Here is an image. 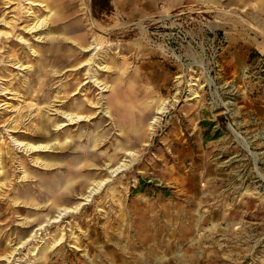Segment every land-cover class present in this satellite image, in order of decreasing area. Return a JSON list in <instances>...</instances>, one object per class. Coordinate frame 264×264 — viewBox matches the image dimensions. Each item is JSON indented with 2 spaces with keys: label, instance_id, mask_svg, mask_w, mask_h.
<instances>
[{
  "label": "rangeland",
  "instance_id": "rangeland-1",
  "mask_svg": "<svg viewBox=\"0 0 264 264\" xmlns=\"http://www.w3.org/2000/svg\"><path fill=\"white\" fill-rule=\"evenodd\" d=\"M6 1L0 264H264V0H36L58 12L54 41L24 29L23 0ZM73 33L102 48L92 67L107 66L114 86L101 95L71 71L85 59ZM162 100L149 131L156 114L143 104ZM13 137L49 148L28 153ZM69 178L70 192L56 186ZM58 198L75 213L44 223Z\"/></svg>",
  "mask_w": 264,
  "mask_h": 264
},
{
  "label": "bare ground",
  "instance_id": "bare-ground-1",
  "mask_svg": "<svg viewBox=\"0 0 264 264\" xmlns=\"http://www.w3.org/2000/svg\"><path fill=\"white\" fill-rule=\"evenodd\" d=\"M210 2L215 3L216 0H209ZM20 2V1H19ZM23 2L25 3L24 5L26 6H30V7H24L22 10V14L29 19V23L25 26V30L30 33V34H35V38H37L39 41H43L44 39H49V40H53L60 37L58 34H56L55 32H51V24H53L54 22V17L56 16L55 12H52L50 9H48L46 4H41L36 0H23ZM7 9L11 8V6L16 5L17 3L11 1V0H7ZM41 7L44 12L45 15L44 16H38L34 10L32 9L33 7ZM0 23H2L3 25L7 26L10 25L11 22H6L5 20H1ZM137 27H139L140 29L143 30L144 27H142L141 23H138L136 25ZM250 26V25H249ZM9 34V33H8ZM7 34L4 33L3 31L0 30V37L1 36H6ZM75 35V34H74ZM18 39L25 43L27 42V40H25L24 37H20V35L18 36ZM67 41L71 42L74 46L78 47V49L80 50V52L85 56L84 61H82L81 63H79V65H75L74 63H70L73 64L71 71L72 72H76V73H81L82 71H84V75L87 76L86 80H88L87 83H85L87 85H91V87L95 86L97 87L101 93H99V95H101L103 92H106L107 89H111V87L114 86V84H110L111 86H109V83L101 80V72H103V70L108 69L109 68L107 66L104 65H99L98 67H96V69H93L92 64L94 63V59L96 57V55L101 51V47L98 45V43H95V39L93 40L91 45H86V46H82L80 43H78L80 40H78V42H76L75 40L71 39V38H67ZM83 41V40H82ZM38 42V41H37ZM84 42V41H83ZM31 51L36 55L38 54L37 50L32 49ZM15 67L17 65L18 68L20 69L19 71H21V69L23 70L22 67H25V69H30V65H24V64H20V62L14 63L13 64ZM24 69V70H25ZM84 86V88H85ZM84 88L82 87L80 90V93L84 90ZM88 89V87H87ZM4 92L8 91L7 89L3 90ZM87 91V90H86ZM7 94V93H6ZM82 94V93H81ZM17 95V93L15 94V96ZM19 97V96H18ZM101 97L99 99H97V103H95V106L100 109V112H104L105 114H109L110 112V108H104L103 104H101L102 102ZM168 102L166 101H149L146 102V105L148 107H151L154 109L156 116L153 118L152 121L149 122L148 126H149V131H153L155 129V126L159 123L160 121V116H163V114L166 112L167 110V106H168ZM57 110V109H56ZM57 112H59L57 110ZM66 119L65 121L68 123H78L81 122L82 119L84 118L82 115H78L75 113H63L62 114ZM110 119V118H109ZM34 129V128H33ZM13 131V130H11ZM233 133V132H232ZM15 146L17 147V149H23L24 151L28 152V153H34L37 152L39 150H47L49 148V144H34V143H25L21 140H19L18 138L13 137ZM242 141V140H239ZM51 148H53L55 146V144H51L50 145ZM246 147V146H245ZM126 154L128 157H133L135 156V154L131 151V150H127ZM112 166L110 163H107L106 165V170L110 169ZM126 167V161L122 162L121 164H119L117 167L113 168L110 170V173L114 176H117L122 170L123 168ZM109 173V174H110ZM28 176L26 175L24 178L26 179ZM108 182V180H103V181H95L92 183L91 187H88V190L86 191V194L81 198V200H84V202H90V199L92 200V198L95 196V194L98 192V190L100 188H102L103 186L106 185V183ZM75 182L73 181L72 178L67 179L66 181L63 182H59L56 186H61L62 188H64V190H66L67 192H70V188L73 186ZM1 188V187H0ZM32 201V200H31ZM50 207L55 209L56 211H58V216L56 219H54L55 221L51 222L50 220L45 221L49 222V224H53V223H57L59 222L63 217H65L67 214L70 213H75V210L73 209H69L68 207H65L62 205V202L60 200V198L58 199H53V201L50 202ZM36 216V217H35ZM33 217H35L33 219L34 222L40 223L42 220L41 215H35ZM44 223H42V225L40 226V230L45 227ZM58 244V242L56 241L54 243V245Z\"/></svg>",
  "mask_w": 264,
  "mask_h": 264
},
{
  "label": "crops",
  "instance_id": "crops-1",
  "mask_svg": "<svg viewBox=\"0 0 264 264\" xmlns=\"http://www.w3.org/2000/svg\"><path fill=\"white\" fill-rule=\"evenodd\" d=\"M81 2V1H80ZM71 4V3H70ZM58 13V12H57ZM56 13V14H57ZM56 30V32H58V30L57 29H55ZM60 35H62L61 33H59ZM72 34V33H71ZM73 38H71V39H73V40H75L76 42H78V40H80L78 43H80L82 46H86V44H88L87 43V41L83 38V37H80L78 34H75L74 35V33H73V36H72ZM84 42H83V41ZM145 100H147V99H145ZM144 105V107H148L147 105H146V103L145 104H143ZM132 109H134V105L133 104H131V105H129V106H127V108L125 109V111L124 112H130V110H132ZM130 118V117H129ZM133 121H134V118H131ZM122 126H124V124L122 125ZM136 130V127L135 126H131L130 128H123L122 129V132H130V131H132V132H136L135 131Z\"/></svg>",
  "mask_w": 264,
  "mask_h": 264
}]
</instances>
